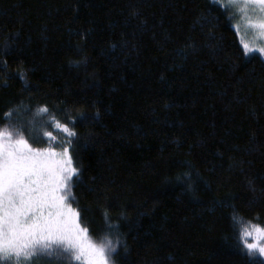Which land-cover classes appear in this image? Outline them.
Instances as JSON below:
<instances>
[{
  "label": "trees",
  "instance_id": "obj_1",
  "mask_svg": "<svg viewBox=\"0 0 264 264\" xmlns=\"http://www.w3.org/2000/svg\"><path fill=\"white\" fill-rule=\"evenodd\" d=\"M243 53L216 0H0V128L69 147L112 264H261L238 240L264 228V59Z\"/></svg>",
  "mask_w": 264,
  "mask_h": 264
},
{
  "label": "snow or ice",
  "instance_id": "obj_2",
  "mask_svg": "<svg viewBox=\"0 0 264 264\" xmlns=\"http://www.w3.org/2000/svg\"><path fill=\"white\" fill-rule=\"evenodd\" d=\"M239 17L247 34L256 30L252 43L264 42V0H222ZM254 9L259 18L253 21L248 13ZM244 55L264 54V47L243 44ZM46 112L47 109H40ZM11 116V113L8 114ZM55 129L68 137L74 136L67 126L54 123ZM49 148L34 149L19 129L0 128V264H31L39 256H66L69 264H110L115 251L112 241H93L87 228L80 224V213L69 203L71 186L78 176L69 155L53 150L57 137L42 133ZM61 159H56V157ZM252 231L257 233L249 242ZM245 228L238 240L241 251L249 256H264V228ZM264 264V261L261 262Z\"/></svg>",
  "mask_w": 264,
  "mask_h": 264
},
{
  "label": "rangeland",
  "instance_id": "obj_3",
  "mask_svg": "<svg viewBox=\"0 0 264 264\" xmlns=\"http://www.w3.org/2000/svg\"><path fill=\"white\" fill-rule=\"evenodd\" d=\"M217 2H219L220 4L223 5V2L222 0H216ZM224 6V5H223ZM229 12H230V16L233 20V26L235 28V30L237 31V25H241V20L239 17H236L234 18V14H233V11L231 9H228ZM249 17L255 21L259 18V13L254 10V9H249V13H248ZM256 30H250L247 34L244 32V28L243 26H241V30L240 32L238 33L239 35V38H240V41H241V44L243 46L244 43H249V46L250 47H255V48H260V47H264V42H257V43H252L253 39H254V36L256 35ZM257 54H259L263 59H264V54H260L257 52ZM57 159H59L57 157ZM257 236V233H253L252 234V237H256ZM262 244H264V241H261ZM264 257V256H263ZM110 264L111 261H110Z\"/></svg>",
  "mask_w": 264,
  "mask_h": 264
}]
</instances>
